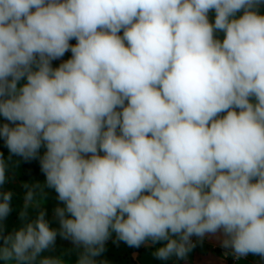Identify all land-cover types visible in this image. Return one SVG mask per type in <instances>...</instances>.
I'll return each mask as SVG.
<instances>
[{"label":"clouds","instance_id":"1","mask_svg":"<svg viewBox=\"0 0 264 264\" xmlns=\"http://www.w3.org/2000/svg\"><path fill=\"white\" fill-rule=\"evenodd\" d=\"M262 3L0 0V137L24 160L46 148L64 205L59 229L40 211L4 235L13 194L0 192V261L34 264L59 235L83 247L77 264H97L113 233L182 259L192 236L218 231L236 258H264ZM5 172L0 153V185ZM25 187V209L43 203Z\"/></svg>","mask_w":264,"mask_h":264},{"label":"rangeland","instance_id":"2","mask_svg":"<svg viewBox=\"0 0 264 264\" xmlns=\"http://www.w3.org/2000/svg\"><path fill=\"white\" fill-rule=\"evenodd\" d=\"M259 12L264 14V3L259 6ZM243 14V11L237 13V17ZM215 12L210 11L209 20L214 22ZM120 35H123L121 30ZM216 37L223 39L224 33L217 32ZM70 45H75L77 41L72 39L69 41ZM72 57L71 51H67L64 56L55 59L51 62L53 68ZM26 83V78L18 83V87ZM127 103V102H126ZM222 113L221 115H225ZM2 116H0V125L6 123ZM46 151L44 146L39 150L37 158L31 160H24L22 157L12 155L7 148L5 141L0 137V153L3 154V159L6 165V180L3 185H0V192H12L10 201L11 212L3 221L4 235L18 230L28 221L34 220L40 211H45V219L49 222L50 227L59 229V221L55 216V208L63 207V202L57 199V193L54 189L48 188L45 184V175L41 171L40 156ZM100 155H103L101 152ZM33 186L39 184V188H35L34 201L43 200L42 204H33L25 209V194L28 188L25 185ZM2 199V197H0ZM22 211L27 212L24 220L20 218ZM196 245L191 247V250L184 258H177L172 255L167 260L158 259L154 252L159 247L163 246L166 241L157 242L153 244L150 240L141 244L139 247H130L123 241H119L116 234L112 236L105 243V251L94 259L97 264H264V258L259 255L248 254L245 257L236 258L230 248L226 249L222 246V241L225 238L222 231L217 233H207L204 237H191ZM3 240L0 239V245ZM83 251L82 246H76L70 239H63L59 235L55 241V245L50 249L44 250L38 257L34 264H39V261L44 257H52L61 259L64 264H77L80 253ZM0 264L4 262L0 261Z\"/></svg>","mask_w":264,"mask_h":264},{"label":"built area","instance_id":"3","mask_svg":"<svg viewBox=\"0 0 264 264\" xmlns=\"http://www.w3.org/2000/svg\"><path fill=\"white\" fill-rule=\"evenodd\" d=\"M190 240H191L192 245L195 246V245H196V242H195L192 238H190ZM194 246H193V247H194Z\"/></svg>","mask_w":264,"mask_h":264}]
</instances>
